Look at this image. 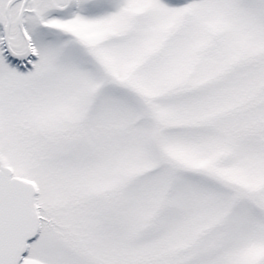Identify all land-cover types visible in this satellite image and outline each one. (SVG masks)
<instances>
[{
  "label": "snow or ice",
  "instance_id": "1",
  "mask_svg": "<svg viewBox=\"0 0 264 264\" xmlns=\"http://www.w3.org/2000/svg\"><path fill=\"white\" fill-rule=\"evenodd\" d=\"M0 264H264V0H0Z\"/></svg>",
  "mask_w": 264,
  "mask_h": 264
}]
</instances>
